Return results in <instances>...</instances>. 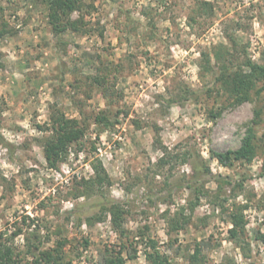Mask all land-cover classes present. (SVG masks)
I'll list each match as a JSON object with an SVG mask.
<instances>
[{
    "label": "rangeland",
    "instance_id": "1",
    "mask_svg": "<svg viewBox=\"0 0 264 264\" xmlns=\"http://www.w3.org/2000/svg\"><path fill=\"white\" fill-rule=\"evenodd\" d=\"M47 1L0 0V232L36 226L43 249L66 241L70 264H99L121 243L106 198L125 212L124 257L137 248L126 264H148V240L170 264H264V81L232 106L214 80L221 60L263 63L264 0H78L57 33ZM103 112L112 126L94 123ZM60 117L84 135L52 167L43 144ZM249 128L253 160L221 166L213 154ZM98 163L105 183L87 189Z\"/></svg>",
    "mask_w": 264,
    "mask_h": 264
},
{
    "label": "trees",
    "instance_id": "2",
    "mask_svg": "<svg viewBox=\"0 0 264 264\" xmlns=\"http://www.w3.org/2000/svg\"><path fill=\"white\" fill-rule=\"evenodd\" d=\"M48 8L50 10L49 21L51 29L54 33L63 31L54 26V22L58 19V14H66L78 9V0H48ZM70 27L73 31H78L77 21L70 22ZM222 65L218 66L214 72V80L218 84L217 93L221 99L228 105H239L250 99L252 92L258 93V84L264 81V60L262 64L252 62L246 58L244 69L235 68L225 60H221ZM221 111V110H220ZM220 111L213 113L212 117L220 115ZM258 117V113L255 114ZM94 123L99 126L110 127L113 125L111 120L105 113L97 115ZM112 124V125H111ZM52 135L47 138L43 144V152L45 160L50 166H55L63 161L67 154L70 145L77 143L84 135V130L78 126L77 120L66 119L60 117L53 121ZM254 135L252 129H248L243 138L241 146L233 151L225 153H214L213 157L223 167H231L233 162L248 163L251 162L256 154V145L254 144ZM94 178L85 180L83 183L87 189H101L105 183L106 173L100 163L93 166ZM205 172L209 173V169L205 168ZM206 174V173H205ZM204 174V175H205ZM197 175V173L195 174ZM200 176V174H198ZM196 181V180H195ZM195 182H193L194 184ZM193 184H189L190 190L194 189ZM100 210L103 213L107 212L110 215L113 228L119 233L121 243L115 249H107V255L104 261L99 264H126L127 260H134L137 257V248L132 249V253L124 257L123 252L127 248L126 242L122 239L127 238L128 232L123 226V207L112 200L104 198V201L99 203ZM74 211H69L70 216ZM29 220V224H26ZM34 219L30 216H23V224L31 227ZM230 222L232 228L229 232L236 236L238 229L243 225V218L233 213L231 214ZM13 231L0 232V264H70V260L66 259L63 253V246L66 241L57 242L52 248L43 249V241L36 226L30 234H24L22 227L15 223ZM23 236L25 240V251L19 252L15 244L17 237ZM261 241L264 243V234L261 236ZM87 244V242H85ZM132 244L130 243V246ZM144 256L148 264H170L167 254L162 252L154 240H148L144 249Z\"/></svg>",
    "mask_w": 264,
    "mask_h": 264
}]
</instances>
